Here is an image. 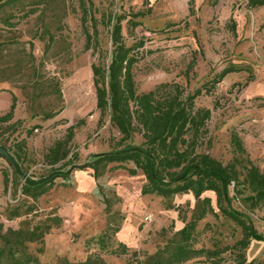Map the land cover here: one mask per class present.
Instances as JSON below:
<instances>
[{"label": "rangeland", "instance_id": "374dc122", "mask_svg": "<svg viewBox=\"0 0 264 264\" xmlns=\"http://www.w3.org/2000/svg\"><path fill=\"white\" fill-rule=\"evenodd\" d=\"M91 2L96 35L89 48H85L78 0H23L14 9L0 13V114L8 110L11 94L16 96L13 118L0 125V139H7L6 147L15 138L25 139L23 165L29 178L49 174L43 156L55 141L66 137L70 126L73 135L66 159L72 156L75 165L116 145L120 134L111 126L108 114L101 115L96 107L90 65L109 61L107 17L137 10H149L138 19L140 25L130 29L125 21L122 24L127 45L143 42L136 50L133 69L138 92L173 82L186 94L229 63L252 69L254 79L246 85V72L229 73L210 92L202 89L194 99L196 107L210 110L197 150L209 153L222 164L228 163L234 153L229 141L233 130L249 158L264 171V6L248 8L247 0H148L146 5L143 0ZM26 11L29 14L24 17ZM9 14L13 26L2 23ZM45 30L53 36L47 50ZM30 51L34 60L28 55ZM58 109L55 116L43 118L46 112ZM14 122L16 132L9 127ZM28 130L31 133L27 134ZM141 140L138 133L131 138L135 144ZM71 166L57 171L64 173ZM110 166L97 180L91 169L74 168L66 177H55L52 187L36 200L32 212L36 220L47 214L61 217L60 226L44 236L43 251L37 253L41 264H55L59 258L84 260L95 252L105 264H138L136 258L143 259L173 239L192 216L196 200L191 193L174 195L170 200L173 207L168 208L161 197L141 194L145 183L141 170L132 174ZM126 166L133 168L131 162ZM2 169L11 172V166L0 156V221L5 228L17 227L23 217L7 220L4 208L24 196L20 185L9 183L4 189ZM202 196L211 199L216 215L207 214L197 222L193 247L232 245L241 237L240 227L220 214L213 192ZM233 206L244 209L237 200ZM246 213L257 231L264 234V207ZM114 228L118 231L112 233ZM104 233L108 238L102 249L97 236ZM119 242L126 245V254L107 253ZM27 247L28 252L35 253L39 244L27 243ZM244 252L246 262L264 261V241L252 240ZM203 262L204 257L199 256L187 264ZM220 264H234L230 250L222 254Z\"/></svg>", "mask_w": 264, "mask_h": 264}, {"label": "trees", "instance_id": "16d2710c", "mask_svg": "<svg viewBox=\"0 0 264 264\" xmlns=\"http://www.w3.org/2000/svg\"><path fill=\"white\" fill-rule=\"evenodd\" d=\"M22 1L0 0V13L14 9ZM78 1L81 9V26L86 37L85 48H89L96 35V19L92 15L91 0ZM147 2L148 0H143L144 5ZM261 6H264V0H247L248 8ZM148 12L149 10H137L110 14L106 19L107 24H110L109 61L90 65L96 107L101 115L108 114L111 126L120 134L116 145L108 151L92 154L86 162L75 165L72 156L66 159L69 155L68 143L73 135L70 126L66 137L55 141L48 148L43 161L49 166V173L69 164L72 166L68 173L74 168H89L95 180L110 164L112 166L109 169H127L132 174L141 170L145 177L141 194H155L161 197L168 208L173 207L170 200L174 195L184 193L193 195L196 205L190 219L175 232L174 238L162 247L143 259L136 258L138 264H187V261L199 256L204 257V262L201 264H220L222 254L228 250L233 254L234 264H252L253 260L246 262L244 251L252 240L264 241V234L257 231L246 212L264 207V171L249 158L241 138L233 130L230 132L229 141L234 153L228 163L222 164L209 153L198 151V139L210 117V110L196 107L194 104V99L201 94L202 89L210 92L229 73L246 72L247 76L243 84L246 85L254 79L252 69L247 65L229 63L209 81L186 94H183V90L173 82L159 83L148 91L138 92L133 69L137 62L136 50L143 45V42L127 45L123 37L122 22L125 21L128 28L134 29L141 23L138 19ZM28 14L29 12L26 11L23 16ZM10 16L9 14L2 20L4 25H14L9 20ZM231 25L234 28V24ZM89 26L92 32L89 31ZM44 35L45 50H47L53 42V36L47 30ZM1 47L2 42H0V50ZM28 55L34 60L31 51ZM57 85L58 82H54V87ZM57 95L61 97L58 89ZM15 107L16 96L12 93L8 110L0 114V125L10 122ZM58 111L59 109L46 112L43 118H51ZM15 123L9 124V127L13 128L12 132L17 131ZM26 133H31V130ZM134 133H138L142 139L138 144L131 142ZM6 140L0 139V143L5 144ZM7 148L22 171L27 173L23 165L26 156L25 139L15 138L12 145ZM128 162L133 164V168H127ZM7 163L11 166V172L9 173L7 169L1 170L4 189H7L9 183L15 187L20 185V194L24 198L5 207L4 216L7 220L22 217L23 219L19 220L17 227L6 228L0 221V264H41L37 253L43 251L44 236L52 228L60 226L61 217L57 214H47L36 220L32 212L36 200L52 187L55 177H66L68 173L55 175L44 182L30 185L17 175L9 162ZM58 163L61 164L55 167ZM230 184L233 185L232 189ZM208 191L214 193L215 206L220 214L241 229V237L230 246L193 247L197 222L207 214L216 215L211 199L202 196ZM235 200L239 201L245 211L233 206ZM117 231L118 229L114 228L112 233ZM107 238L105 233L97 236L100 248L105 247ZM27 243L39 244L35 253L28 252ZM106 251L111 255L119 256L127 253V247L119 242L116 247ZM133 253L135 255V252ZM55 264H105V262L101 255L95 252L84 260L69 261L66 258H59ZM257 264H264V261Z\"/></svg>", "mask_w": 264, "mask_h": 264}, {"label": "water", "instance_id": "95a60500", "mask_svg": "<svg viewBox=\"0 0 264 264\" xmlns=\"http://www.w3.org/2000/svg\"><path fill=\"white\" fill-rule=\"evenodd\" d=\"M0 155L2 157H4L6 159L7 162H9L12 167L14 168L15 172L17 173L18 176H20L21 178L24 179V181L27 184L33 185V184H38L41 182H44L48 179H50L51 177L55 176V175H60V174H67L69 169H67L64 173L61 171H52L50 172L47 176L38 178V179H31L28 177V175L22 171L19 163L17 162V160L15 159V157L9 152L8 148L4 145L0 143Z\"/></svg>", "mask_w": 264, "mask_h": 264}, {"label": "built area", "instance_id": "2783aa9c", "mask_svg": "<svg viewBox=\"0 0 264 264\" xmlns=\"http://www.w3.org/2000/svg\"><path fill=\"white\" fill-rule=\"evenodd\" d=\"M232 186H233V185H232V184H230V189H232Z\"/></svg>", "mask_w": 264, "mask_h": 264}]
</instances>
